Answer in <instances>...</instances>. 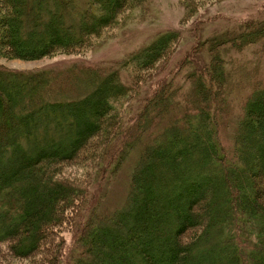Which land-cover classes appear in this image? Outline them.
Listing matches in <instances>:
<instances>
[{"label": "trees", "instance_id": "16d2710c", "mask_svg": "<svg viewBox=\"0 0 264 264\" xmlns=\"http://www.w3.org/2000/svg\"><path fill=\"white\" fill-rule=\"evenodd\" d=\"M40 1L45 2L0 0V51L25 61L81 53L114 28L125 9L132 12L144 3L47 0L49 8H41ZM199 1L186 0L191 16ZM179 37L178 31L159 33L101 74L84 66L78 76L61 73L53 81L47 77L52 70L0 66V245L14 258L30 256L45 240L39 264H264V89L231 85L215 52L207 60L209 79L184 73L193 79L187 107L181 119L142 147L122 206L97 219L92 213L97 202L90 197L103 200L97 178L110 158L113 162L115 131L140 106L139 117L171 106L169 99H158L164 84L153 85L145 72L165 55L171 62ZM238 37L264 38V26L244 28L227 40V51ZM153 90L156 102L145 100ZM236 94L239 119L231 107ZM232 117L228 153L220 134ZM162 119H149L148 128L135 120L136 132L118 158L123 162L145 133L160 129ZM82 155L93 164L86 169L88 179L62 178L64 165ZM120 164L108 165L110 180Z\"/></svg>", "mask_w": 264, "mask_h": 264}, {"label": "rangeland", "instance_id": "374dc122", "mask_svg": "<svg viewBox=\"0 0 264 264\" xmlns=\"http://www.w3.org/2000/svg\"><path fill=\"white\" fill-rule=\"evenodd\" d=\"M39 5L41 8H49L47 0L45 2L40 1ZM193 7L198 10L191 16V13L189 14L186 9V0H144L143 5L135 11L128 12L130 9H125L118 24L106 31L102 38L88 46L81 53H52L39 60L25 61L8 56L6 50L0 51V66L2 68L15 72L52 70L53 74L47 77L55 81L61 77V73L68 77L71 74L78 76L80 69L85 68L84 66L89 68V70L102 69L100 74L106 73L109 69L116 67V65H113L114 63L121 62L132 53L134 54L151 43L157 34L166 31H178L180 33L179 40L172 50L174 54L171 53L173 54L171 62L166 63L165 55L151 69L145 72L146 76L152 77L153 85L160 82L164 84L165 92L160 93L158 99H169L171 106H167L163 112L158 114L157 109H149L148 114L144 112L145 116L139 117L136 112H138L137 114L141 112L140 106L138 111L128 118L124 127H121L118 131H115L117 133L113 134L116 139L111 154L115 150L117 154L114 152L115 155L111 156L113 162H111L110 158L105 163L106 166L101 168V174L97 178L98 184H96L98 194L103 198L102 204L98 199L94 200L93 197H90L91 202H97L96 207L92 210L96 219V215L103 212L106 213V211L108 214L125 202L130 187L131 171L133 168L134 171L137 168L136 165L140 161L142 147L144 148L147 144L152 143L158 137L159 131L164 130L173 120L178 121L179 118L181 119L183 107H187V92L193 85V79L190 82L187 79L189 74L184 75V73L194 71V77H198L199 80L209 79L207 60H211L210 57L215 52L217 56L216 63L219 62L225 67L231 85L234 87H238L237 85L243 88L248 87L252 90L257 87L264 89V38L243 40L238 37L239 39L234 41V46L231 45L232 51H227L229 46L227 40L236 38L238 33L244 28L253 29L254 26L261 28L264 26V0H200L197 3V7L195 4ZM34 10L35 8L33 12ZM250 41L254 42L251 43ZM254 45L255 47H253ZM123 79L124 76H122L121 80ZM149 80L146 79V85ZM208 81L210 83V80ZM141 82L143 83L139 84L144 86V81L142 80ZM180 84L184 86L182 85L179 88L178 85ZM210 84L211 87L212 83ZM154 93V90L150 91L145 96V100L155 99L156 102V96H152ZM242 93L240 95L243 97L245 93ZM236 95L237 99L234 98L231 102V107L234 110L232 113L233 117L238 118L240 116L239 112H237L240 108V103L238 102L240 101H238V94ZM134 101L132 99V107ZM175 105L177 108L173 109ZM125 106L126 104L123 109ZM212 113L215 119L219 118L217 117L216 106H214ZM157 116L165 118L162 119L163 125L160 129L154 131L150 129L145 133L144 138L137 142L138 145L127 153L128 155L122 162L118 157L121 153H124V150L123 152L121 150L130 141V136L136 132L132 128L133 125L139 124L143 128H148L150 126V123L147 125L149 119L153 122V120L158 119ZM233 117L229 119L230 124L221 129L220 134L222 149L228 153L232 148L233 131L236 125V119ZM38 123L42 125L44 122L40 120ZM43 126L51 128L50 126L53 125L46 123ZM120 147L121 149H119ZM80 158L79 161L68 162L64 165L63 173L61 174L62 178H69L73 183H81L82 180L88 179L86 169L92 167L93 164L84 155ZM115 162L121 164L114 177L110 180L108 177L110 171L107 167L110 163L113 164ZM95 192L92 193L94 198L97 197ZM88 208L86 207V210ZM43 249H45V240L36 252L23 259L14 258L6 244L0 245V264H39L42 261Z\"/></svg>", "mask_w": 264, "mask_h": 264}]
</instances>
